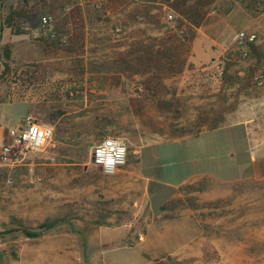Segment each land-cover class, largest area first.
Segmentation results:
<instances>
[{
	"label": "rangeland",
	"instance_id": "374dc122",
	"mask_svg": "<svg viewBox=\"0 0 264 264\" xmlns=\"http://www.w3.org/2000/svg\"><path fill=\"white\" fill-rule=\"evenodd\" d=\"M18 11L1 32L0 154L27 117L53 135L0 168V264H264V86L252 83L264 0H4L3 20ZM239 29L257 36L244 60L231 50ZM192 58L208 76L207 130L162 145L159 163L142 148L137 163V111L152 98L137 77L187 74ZM99 109L113 121L104 133L89 122ZM106 136L128 151L112 175L90 162ZM196 171L177 188L156 182Z\"/></svg>",
	"mask_w": 264,
	"mask_h": 264
},
{
	"label": "crops",
	"instance_id": "0c3cea01",
	"mask_svg": "<svg viewBox=\"0 0 264 264\" xmlns=\"http://www.w3.org/2000/svg\"><path fill=\"white\" fill-rule=\"evenodd\" d=\"M193 47L196 46L193 45ZM192 59L194 67L187 74L171 77H137V79H141L137 81V92L150 90L149 94H152V98L148 97L145 100L147 105L138 108L140 110L137 111L139 116H137L135 129L138 132L140 142L136 151L137 163H140L139 157L142 148L149 147L151 150L150 160L159 163L166 156V152L170 151L168 146H163V151L160 152L158 148L162 145H172L181 141L186 143L193 139L197 141L202 133L207 130L208 76L204 73L205 68L201 67L202 62H199L201 60ZM125 89L127 96H130L128 85ZM127 109L128 113H132L130 105H127ZM99 111H103V115H100L104 119L103 130L107 131L113 122L112 118L106 110L99 109ZM142 113L144 117L141 120L140 114ZM203 175V172L196 171L187 175L179 183H172L169 180L161 181L160 179L156 182L164 187L177 188L191 179Z\"/></svg>",
	"mask_w": 264,
	"mask_h": 264
},
{
	"label": "built area",
	"instance_id": "2783aa9c",
	"mask_svg": "<svg viewBox=\"0 0 264 264\" xmlns=\"http://www.w3.org/2000/svg\"><path fill=\"white\" fill-rule=\"evenodd\" d=\"M3 8H4V0H0V74L3 68V59L1 56V32L3 25ZM40 24L42 28L45 29L47 35L53 37L48 30H50L51 18L50 16H42L40 19ZM118 31V29H116ZM257 41V36L255 32L246 31V30H235L230 36L231 50L233 51V56H236L240 60H244L248 57L250 52V46L255 45ZM222 70L219 71V75L221 76ZM253 84L257 87L264 86V66H262L261 70L257 72V74L253 77ZM35 131L36 135L33 136L32 132ZM40 133H43L41 136ZM9 134L12 138V143L9 146H3L0 154V168L3 165L11 166L15 164L23 153L28 151H37L40 150L45 144L51 140L53 135V128L51 125L46 123L36 122L33 118L27 117L23 119L21 124L10 128ZM111 141L112 144L109 146L107 143ZM123 147L125 149V153L119 159L113 155L112 152L114 150ZM97 151L100 153L97 155ZM111 156L113 160H116V164L109 165L110 171H105L104 164L97 163V159L106 161L107 158ZM128 151L127 147L122 143L118 138L112 136H106L101 138L97 144L92 147L90 153V162L92 165L97 167L102 174L104 175H112L118 172L127 162ZM123 161V162H122ZM122 162V163H121ZM114 168V169H113ZM113 169V170H111Z\"/></svg>",
	"mask_w": 264,
	"mask_h": 264
},
{
	"label": "trees",
	"instance_id": "16d2710c",
	"mask_svg": "<svg viewBox=\"0 0 264 264\" xmlns=\"http://www.w3.org/2000/svg\"><path fill=\"white\" fill-rule=\"evenodd\" d=\"M22 15H23V13H21L19 11L7 15L5 17V19L3 20L2 27L5 26L6 28H11L13 30V28H16L17 27L16 21H15L16 18L21 17ZM45 39L46 40H49L48 37H46ZM251 49H252V52H253L254 51V45H251L250 46V50ZM1 50H2L1 56H2V59H3V63L6 64V60L9 58V49H8V47L6 45H4V46H2ZM63 115H64V113L62 111L61 112L58 111L56 113H47L45 115L44 121L52 122V121H55L56 119H58L59 117H62ZM89 122L91 124L92 123L95 124L93 126V128H95L96 131H99L101 133H104L105 132L103 130V128H104L105 125H102L103 124L102 122H104V119L103 118L100 119V117L98 115H93L92 119L89 120Z\"/></svg>",
	"mask_w": 264,
	"mask_h": 264
},
{
	"label": "clouds",
	"instance_id": "9594fccd",
	"mask_svg": "<svg viewBox=\"0 0 264 264\" xmlns=\"http://www.w3.org/2000/svg\"><path fill=\"white\" fill-rule=\"evenodd\" d=\"M32 135L33 136H35L36 135V132L35 131H33L32 132ZM40 135L42 136L43 135V133H40ZM108 144H109V146H111V144H112V142L111 141H108L107 142ZM113 153V155H115L118 159L120 158V157H122L123 155H124V153H125V149L123 148V147H120V148H118V149H116V150H114V152H112ZM100 153L97 151V155H99ZM116 160H113L112 158H111V156H109L108 158H107V160L106 161H104V160H100V159H97V163H102V164H104V169H105V171H110V169H109V165H115L116 164ZM123 162V161H122ZM121 162V163H122ZM114 169V168H113ZM113 169H111V170H113Z\"/></svg>",
	"mask_w": 264,
	"mask_h": 264
}]
</instances>
